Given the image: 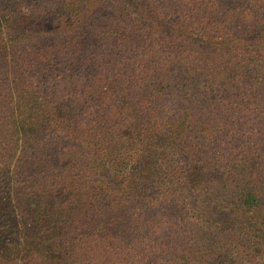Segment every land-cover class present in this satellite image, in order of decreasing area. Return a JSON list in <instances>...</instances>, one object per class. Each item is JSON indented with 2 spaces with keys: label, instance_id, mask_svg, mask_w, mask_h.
<instances>
[{
  "label": "trees",
  "instance_id": "1",
  "mask_svg": "<svg viewBox=\"0 0 264 264\" xmlns=\"http://www.w3.org/2000/svg\"><path fill=\"white\" fill-rule=\"evenodd\" d=\"M0 264H264V0H0Z\"/></svg>",
  "mask_w": 264,
  "mask_h": 264
}]
</instances>
